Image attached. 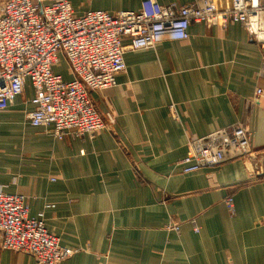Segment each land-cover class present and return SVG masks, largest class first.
I'll return each instance as SVG.
<instances>
[{"label":"crops","instance_id":"0c3cea01","mask_svg":"<svg viewBox=\"0 0 264 264\" xmlns=\"http://www.w3.org/2000/svg\"><path fill=\"white\" fill-rule=\"evenodd\" d=\"M142 2L72 4L82 15ZM189 34L127 52L117 86L91 94L107 124L94 139L60 141L31 126L29 83L0 111V189L24 196L30 217L44 213L48 231L75 251L59 264H264V46L239 24H192ZM54 70L73 78L64 57ZM238 125L251 133L252 156L183 171L192 142ZM0 264L37 261L0 248Z\"/></svg>","mask_w":264,"mask_h":264},{"label":"built area","instance_id":"2783aa9c","mask_svg":"<svg viewBox=\"0 0 264 264\" xmlns=\"http://www.w3.org/2000/svg\"><path fill=\"white\" fill-rule=\"evenodd\" d=\"M72 1L0 0V111L11 107L29 83L34 93L30 125L60 141L94 139L107 127L91 94L117 86V76L126 70L127 52L155 49L165 39L187 40L192 24L210 28L239 24L264 46V0H194L166 6L143 0L139 11L82 15ZM60 57L67 62L71 80L55 73ZM260 74L264 77V65ZM256 95L264 99L262 89ZM108 121L113 122L111 115ZM233 154L244 158L253 154L251 133L244 126L192 142L183 171L220 167ZM225 204L235 212L231 197ZM0 248L30 254L37 264H59L75 253L48 231L44 213L30 217L25 197L2 189Z\"/></svg>","mask_w":264,"mask_h":264},{"label":"rangeland","instance_id":"374dc122","mask_svg":"<svg viewBox=\"0 0 264 264\" xmlns=\"http://www.w3.org/2000/svg\"><path fill=\"white\" fill-rule=\"evenodd\" d=\"M237 159H246L244 157H241V156H238V154H233L230 156V158L228 159V161H232V160H237ZM227 162V161H226ZM225 162V163H226ZM224 164V163H223ZM222 166V165H221ZM220 166V167H221ZM206 168H218V167H206ZM204 169V168H202ZM189 174V173H188ZM50 208V206L48 207ZM52 208V207H51ZM167 229L170 230V231H177L179 232L180 231V223L178 222H175V221H171L168 225H167ZM51 233V232H50Z\"/></svg>","mask_w":264,"mask_h":264}]
</instances>
